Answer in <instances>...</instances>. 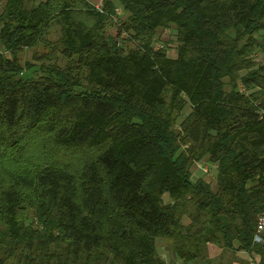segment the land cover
Returning <instances> with one entry per match:
<instances>
[{"label": "trees", "instance_id": "trees-1", "mask_svg": "<svg viewBox=\"0 0 264 264\" xmlns=\"http://www.w3.org/2000/svg\"><path fill=\"white\" fill-rule=\"evenodd\" d=\"M98 1L0 0V264H264V0Z\"/></svg>", "mask_w": 264, "mask_h": 264}, {"label": "rangeland", "instance_id": "rangeland-1", "mask_svg": "<svg viewBox=\"0 0 264 264\" xmlns=\"http://www.w3.org/2000/svg\"><path fill=\"white\" fill-rule=\"evenodd\" d=\"M92 1H94V0H92ZM93 3H95L96 5H98L100 2L98 1V0H95V2H93ZM2 4H3V2H0V10H1V7H2ZM112 27H109V31L108 32H112ZM57 31H56V29L55 28H53L52 29V32L50 33V37L52 38V39H54V38H56L57 37V33H56ZM171 35L166 31V32H164V34H163V38H168V37H170ZM166 44H167V46H168V55L169 56H174L175 54H176V50H175V42L173 41V42H171V41H168V42H166ZM32 53H33V50H28V49H26V52H24V56H25V58H31V56H32ZM204 162H199L198 164H197V169H195L194 170V172H193V176H192V178L193 179H196L198 176H202L204 179H206V180H210L211 178H212V172L210 173V172H206V173H204L203 175H202V173L200 172V170H198V168L201 166V164H203ZM206 165V167H208V164H205ZM213 170V169H212ZM182 221H183V223H185L186 224V222L188 223L189 222V217H187V215H185L184 217H183V219H182ZM157 245L159 246L158 247V251H159V253H160V255L166 260V261H168V258H169V256H170V254H171V252H170V245H169V242L167 241V240H165V239H160V240H158V242H157ZM221 250L218 248V247H216V246H214V245H212V244H209V246H208V254H209V256H214L215 258H218V257H220V255L222 254L221 252H220ZM237 257H238V261H242V259L243 258H247L248 259V261L250 262V263H252L253 262V258L252 257H250L249 256V254H247V253H245V252H237ZM231 256V253L229 252L228 253V251H224L223 252V258L224 259H222V261L223 262H225V260H228V258ZM242 258V259H241Z\"/></svg>", "mask_w": 264, "mask_h": 264}, {"label": "built area", "instance_id": "built-area-1", "mask_svg": "<svg viewBox=\"0 0 264 264\" xmlns=\"http://www.w3.org/2000/svg\"><path fill=\"white\" fill-rule=\"evenodd\" d=\"M98 7V6H96ZM207 171V168H204ZM257 234L254 237L255 241H260L261 237L258 233H260L262 230H264V216L263 215H259L258 216V222H257Z\"/></svg>", "mask_w": 264, "mask_h": 264}]
</instances>
